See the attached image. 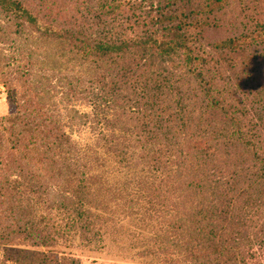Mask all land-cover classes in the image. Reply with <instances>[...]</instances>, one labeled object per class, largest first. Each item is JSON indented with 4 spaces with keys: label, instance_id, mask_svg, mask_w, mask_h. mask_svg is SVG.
Masks as SVG:
<instances>
[{
    "label": "trees",
    "instance_id": "trees-1",
    "mask_svg": "<svg viewBox=\"0 0 264 264\" xmlns=\"http://www.w3.org/2000/svg\"><path fill=\"white\" fill-rule=\"evenodd\" d=\"M44 1L0 0V12L11 17L10 21L5 22L6 32L1 41L8 48L6 49L9 54L6 67L13 66L11 61L19 53L25 54L26 58L36 56L35 60L37 61L39 55L37 48L28 49L27 45L18 44L15 37L18 39L20 36L21 38L24 30L38 31V18L37 15L33 16V12H35L33 9H38L39 14L44 18L46 15L53 14V8L46 6L47 3L41 5V2ZM89 1L86 0V2ZM107 2L108 0L103 1L99 10L107 8L114 18L119 17L121 0H110L109 4ZM254 2L255 6L251 13L255 17L264 15V1L254 0ZM230 3L231 0H163L160 5L159 1L157 10L160 12L157 22L154 24L155 31L146 30L133 39L121 38L118 35L117 38L111 40L105 35L107 42L92 40L89 36L82 34L86 26L60 28L59 32L45 29V33L40 34L37 38V40L47 41L60 49L59 53L56 51L50 54L48 52L46 55L43 53L42 56L47 59V62L50 59L57 60L56 57L62 58L66 55L64 47H67L70 49L68 52L73 55L72 61H78L77 67L81 66L83 72L87 70L93 77L89 83L94 86L92 89L96 91L93 99L97 100V103H92L94 111L97 112L94 115L96 120L92 121L97 126L96 128L113 130L117 126L125 127L131 121L125 115L126 111L133 109V113L139 114V106H143L144 110L140 119L154 121V127L159 126L161 129L160 149L151 147L146 152L147 155L140 158V160H144V164L151 171H148V177L138 180H135L136 177H134L131 202L135 201L138 206H141L140 202H144L146 207L154 205L157 208L156 204L160 202L159 197L165 199V196L171 193L168 190L163 193L161 185L164 186V184L154 187L153 181L156 179V174L165 175L176 172L180 179L183 173L193 170L195 182L194 185L191 183V188L197 190L196 196L200 197L204 204L209 203L211 209L206 210L208 214L204 211L197 219L198 221L193 219L186 224L182 223L179 235L176 233L180 228L178 226L175 228L173 225L169 227L158 225L159 233L164 232L160 238H164L165 242H171L173 247L176 246L170 252L168 250L171 244L164 245L162 243L160 248L152 250L155 252L154 257L163 261H166L175 250L178 254L183 253L187 257L190 256L197 264H208L213 256L220 260L225 258L226 264H248L244 255L249 251L239 245L243 243L244 247H250V244L257 238L249 237L247 227L255 229L260 220L264 221L263 217L259 218L264 209L262 208L264 205L262 203L264 197V150L261 147L263 140L257 129L256 131L249 129L254 128L253 123H243L235 111L237 104H232L229 101L230 95L233 96L236 89L233 92L228 90L227 98H225V95L217 90L215 84L217 75L212 74L211 77L206 75L209 70L207 67L214 59L213 54L208 53L209 50H213L219 55L218 59L214 60V64L223 61L228 62L229 67L233 60L236 62L237 59L238 61L242 59L243 61L250 57L251 64L254 66L248 68L247 63L243 64L244 68H247V72L243 73L248 76H239L244 81L238 84L237 89L246 88L248 95L254 92L258 95L262 94V90H258L260 82L252 75L255 70L257 75H260L256 65H261L264 62L263 40L254 37L250 28L246 27L245 21L237 24L236 15L241 17L246 7L240 3L237 6L238 12L230 11L226 9ZM108 11H104V14ZM184 11L187 12L185 16ZM233 13L236 14L235 17L228 19V25L234 27L228 29L232 35H227L223 41L216 44V37L223 32L220 29L224 26L225 18L228 14L232 15ZM145 15L148 16L146 13ZM245 18L248 23L253 21L247 14ZM47 20L50 23L56 22L64 26L63 23L57 22L59 20L55 17H48ZM85 21H89V19ZM142 25L137 27H142ZM237 29L242 30L238 36L235 34ZM158 32H163L159 35L160 39L156 38ZM259 36L261 34L256 37ZM203 41H207V48L202 46ZM231 55L233 58L230 57ZM131 59L132 61L128 62ZM109 62L112 66L107 69L104 63L108 64ZM138 69H143V71L136 75L135 72ZM26 70V73L22 74L24 77L29 76L30 73V69ZM172 76H175L174 79L194 76L195 80L193 81L197 84V88L190 94L187 91L183 92L179 84L176 86L171 84ZM82 77L86 81V77ZM44 80V77H37L23 81L27 82L29 86H25L21 97L17 95L16 100L11 97L10 106L15 109V115L8 118L7 128L1 129V131H7L10 138L15 139V142L14 140L10 142L11 144L16 143V181L13 182L16 183V186L13 189H16V197H19L17 193L22 195L28 191V193L25 192L28 196L25 200L19 197V206L22 205L21 202H25L29 206V210L37 211L39 207L43 206L49 207L51 210L56 209L64 216L67 215V219L72 224L81 223L80 226L84 232H89L96 225L95 221L89 219V216L94 217L92 210L110 215L114 213L111 210L114 205V197L106 195L110 188L102 184L101 173L105 169L107 159L99 160L87 157V150L86 153L78 151L70 136L62 133L60 115L63 114L57 105L56 91L57 86L62 85L66 79L58 77V81L52 85L50 91H44L42 83ZM79 81L86 84L81 78ZM75 89L76 87L70 86V82L68 88L62 87L63 94L69 96L70 101L72 97H77L78 93ZM80 94H89V92L86 90ZM179 94L183 96L184 102L181 101L182 98L179 97L180 100L176 97ZM81 99L90 100L86 97ZM141 102H143L142 105ZM199 102L202 104L200 109H203L200 110L196 124L189 127L193 120V111ZM258 102V107L255 110L263 112L264 102ZM175 103L178 104L177 107H175ZM71 109L73 112V107ZM184 110L186 112L188 110V117ZM156 112H161L162 116ZM203 115H207L209 118L206 124V128H209L207 131L202 130L204 128ZM84 117H87L86 120L79 122L78 125L89 123L90 117L88 116H80L77 119L82 120ZM216 117L219 118V121L213 119ZM114 119L120 120L119 125L116 124L117 122L114 123ZM73 120L74 116L69 115L67 122L70 124ZM4 121L7 120L2 117L0 126ZM124 127H122L123 130ZM175 131H180V133ZM184 131H191V133ZM104 132L107 133H100V135L106 138V142L107 139L117 138L119 145L120 141L124 139V136H116V131ZM122 132L118 131L119 135ZM128 133L129 131H126L125 136L131 137ZM151 133L150 131L146 135L148 141L156 140L157 142V136ZM146 136L144 141H146ZM138 139L139 137H137V141ZM188 139L189 142L185 143V140ZM125 140L129 139L125 138ZM221 140L229 143L232 149L225 152V157H228V160L235 158L237 163L223 162L217 157L218 154H222L219 152ZM156 145L158 146V143ZM181 145H184V148H181ZM127 146L119 149V152L117 149L109 148L108 153L106 152L107 158L113 156V161L117 165L123 162L128 163L126 152L129 146ZM15 149L14 146L9 148L10 152ZM93 154L96 155V152ZM246 157L259 165V174L256 177L253 175V179L248 177L249 168H242V160ZM91 161L96 162L94 167H92ZM250 168L255 169V166ZM34 170L35 172L41 171L43 178L39 179V175L33 174ZM210 170L215 173L214 176L218 181L199 178L202 173ZM141 175L143 174L141 173ZM245 183H248L247 186H244ZM11 184L6 180V187L9 188ZM3 189L7 191L5 187L0 186V190ZM158 189L159 192H157ZM111 192H114V189ZM29 195L34 197H29ZM204 195H209L211 200L208 201ZM245 195L249 198L241 204L239 201ZM156 198L158 201L155 203L153 201H156ZM4 203H7L5 199L0 204ZM130 206L131 214L136 215L139 209L135 211L134 207ZM155 212L154 208L149 210L145 208L146 214L153 215L152 213ZM22 214L16 217V228L18 223L26 220ZM8 233H11L15 238L23 236L25 240L34 239L36 235L39 236L37 229L33 226L29 230L24 229L16 232V235L12 231ZM159 233L155 232L157 239H159ZM218 234L227 236V240L221 242ZM0 239L3 238L0 237ZM7 241H11V239ZM45 244H47V240L43 238L41 242L34 245L45 246ZM40 257L43 258V262L47 260L48 255L44 252H29L24 256V259L26 262L28 261L27 264H34V259ZM202 258L204 260H201ZM217 261V259H213L214 263ZM20 264L25 263L20 262Z\"/></svg>",
    "mask_w": 264,
    "mask_h": 264
},
{
    "label": "rangeland",
    "instance_id": "rangeland-1",
    "mask_svg": "<svg viewBox=\"0 0 264 264\" xmlns=\"http://www.w3.org/2000/svg\"><path fill=\"white\" fill-rule=\"evenodd\" d=\"M103 1L107 0H90L89 2H86V0H45L44 2H41V5L47 3L46 6L52 7L53 14L45 16V14L42 13L45 16L44 18L39 14L38 9H33L35 10L33 16L37 15L38 18V31L32 32L24 30L21 38L20 36L18 39L15 37L18 44H25L28 49L37 48V54H39L37 61L35 60L36 56L26 58L25 54L19 53L16 56L17 58L15 57L11 61V63H13V66L11 65V67H6L8 62L7 56L9 55L8 50L6 49L8 48L1 43L6 32L5 22L10 21L11 17L10 15L0 12V119L3 117L7 120L4 121L2 126H0V131L1 129L3 130L7 128L9 125L8 118L15 115V109L10 106L11 97L15 100L17 95L18 97H21L25 91V86H29L27 82H23L24 80L44 77L45 80L42 82L44 84V91H50L52 90V85L58 81V77L65 78L66 80L62 85L65 88H68V83L70 82V86L72 85L76 87L75 91L78 94H76L77 97H72V100L70 101L69 96L63 94V86H57L56 101L58 108L63 114L60 115L62 118L60 125L63 128L61 131L70 136L78 151L86 153L87 150V157L99 160L104 158L107 159L105 169L101 173V176L103 177L102 184H105L110 188V191L107 192L106 195L108 197H114V205H111V210L114 212L113 214L110 215L109 213L91 211L94 217L89 216V219L91 218V220L95 221L96 225L95 228L89 230V232H84L80 226L81 223L77 222L76 224H72L67 219V215L64 216L56 209L51 210L49 207L43 206L42 208L39 207L37 211L33 209L29 210V206L25 202H21L22 205L19 206V197H21L22 200H25V198L28 197L25 192L28 193V191H25L22 195L17 193V196L19 197H16V189H13V187L16 186V183H13L16 181V143L11 144L10 142L12 140L15 142V139L10 138L7 131H1L0 186L5 187L7 191L4 189L0 190V203L3 199H5L7 203H4L3 205L0 204V237L3 238L0 239V264H20V262L27 264L28 261L26 262L24 256L29 252H44L48 255V257H46L47 260L43 262L42 257L34 259V264H197V262H195L190 256L187 257L185 254L184 256L183 253L178 254L175 250L173 254L169 255L166 261L155 258L153 255L155 252H152V250L160 248L162 243L164 245L171 244L168 250L170 252L173 251V248H176V246L173 247L171 242H165L164 238H160L164 232L159 233V229L157 228L159 224L166 225V227H169L170 225H173L175 228L177 226L180 227L176 232L177 235H179L181 226L183 225L182 223L185 222L186 224V222L193 219L198 221L197 219L202 213H204V211L211 209L209 203L204 204V202L200 200V197L196 196L197 190L191 188V185L195 182L193 170L183 173L180 179L176 172L171 174L166 173L165 175L156 174V179L153 181L154 187L164 184V186L161 185L163 193L165 190H168L169 193H171L167 194L165 199L163 197L160 199L159 197L160 202L159 204H156L158 205L157 208L154 205L146 207L147 205L144 202L139 203L141 206L135 204V201H133L134 203L131 202L134 189V177H136L135 180L148 177V171H151L146 167V164H144V160L142 161L140 158L147 155L146 152H148L151 147H158V149H160L161 145L159 139H162L161 129L159 126L154 127V121L150 122L148 119H140L142 111L144 110L143 106H139V114L137 112L136 114L133 113V109L126 111L125 115L129 117L131 121L126 124L125 127L117 126V128L113 130H104L103 127V129L99 127L96 128L97 126L92 123V121L94 122V120H96L94 115L97 113L94 111V106L92 104L97 103V100L93 99L96 91L92 89L94 86L89 83L93 77L87 72V70L83 72L84 70L81 66L79 68L77 67L78 61H72L73 55L68 52L70 49L67 47H64V49H66V55L62 58L56 57L59 61L50 59L49 62H47V59L42 56L43 53L45 55L48 52L49 54L55 53V51L59 53L60 50L47 41L44 42L41 39L37 40L40 34L45 33V29L48 31L50 29L53 32H59L60 28L67 29L66 27L86 26L85 31L82 33L83 35L89 36L92 40L95 39L96 41L104 42H107L105 40V35L111 40L117 38L118 35H120L121 38L133 39L135 36H140L141 33L146 30L150 32L155 31L156 26H154V24L157 22V16L160 12L157 10L159 6L158 3L160 1L161 5L163 0H121V14L117 18H114L110 13V10L108 11L107 8L99 10V6L103 4ZM109 1L110 0H108L107 4L110 3ZM240 3L246 7V10L242 12L241 17L235 13L232 15L228 14L225 18L224 26L220 29L223 32L216 37V44L223 41L227 35H232L228 29L234 27L228 25V19H233L235 15L237 24L238 22L245 21L246 27L250 28L254 37L258 40H263L264 43V15L255 17L251 13L252 8L255 6L254 0H231V3L226 9L238 12L239 10H237V6ZM104 11L108 12L104 14ZM116 13H114L115 16ZM145 13L148 16H146ZM186 14L187 12L184 11V16ZM246 14L253 19V21L248 23L245 18ZM100 16L101 18L98 19ZM46 17H55L59 20L57 22L63 23L64 26L57 24L56 22L50 23ZM86 19H89V21H85ZM141 25L142 27H137ZM241 31L242 30L237 29L235 34L238 36ZM160 33L163 32H158L156 34L157 39H160ZM258 34H261V36L256 37ZM206 42L207 41L202 42V46L205 48H207ZM261 48L262 45L260 46V49ZM208 53L213 54L214 59L207 67L209 68V73L207 71L206 75L209 77H211L212 74L217 75L215 78L217 90L224 94L225 98H227L226 93L228 90L233 92L236 89L235 93H233L234 95H230L231 99L229 101L232 104H237L235 111L238 113L243 123H253L254 128L249 129L252 131H256L257 129V132L259 131L258 134L263 140L261 147L262 150H264V111L259 112L255 110L258 107V101L264 102V62L261 65L256 63V69L260 72V75H257L256 70L252 75L260 82V88L258 90H262V94L258 95L254 92L253 94L248 95L246 88H237L238 84L244 81V79L239 76H248V74L243 73L247 72V68H244L243 64L245 65L247 63L248 68H253L254 66L251 64L250 57L243 61L242 59L239 61L237 59L236 62L233 60V62L230 63L231 67H229L228 62L221 61L219 64H214V60L219 57L218 53L213 50H209ZM230 57L233 58L232 55ZM132 59L128 62L132 61ZM104 65L106 68L112 66L110 65V62L108 64L104 63ZM26 69H30V73L29 76L24 77L22 74L26 73ZM200 70L202 71V68ZM142 71L143 69H138L135 74L137 75ZM113 72L115 73V69ZM82 76L86 77L87 82L83 80ZM172 77L173 81H170L171 84L174 86L179 84V87L183 92L187 91L190 94L192 90L197 88V84L193 81L195 80L194 76L188 78L184 77V79H174L175 76ZM80 78L86 84H82L79 81ZM86 90L89 94H80V92ZM81 96L90 98V100L87 101V99H81ZM176 97L182 98V100L179 99L184 102L182 95L179 94L176 95ZM142 104L143 102H141V105ZM177 105L178 104L175 103V107H177ZM201 105V102L196 105L192 114L193 120L189 127H193V125L196 124V119L200 116V110L203 109H200ZM71 107L77 112L76 114L74 111H71ZM156 113L161 115V112ZM184 113L188 117V110L187 112L184 110ZM69 115L74 116V120L70 124L67 122ZM84 115L90 117L89 123L78 125L79 122L86 120L87 117H84L82 120L77 118ZM136 119H138V121H136ZM213 119L219 121V118L217 117ZM117 120L114 119V123L117 122L116 124L119 125L118 122L120 120ZM208 120V116L203 115V131L209 130L208 127L206 128ZM70 125L72 126L70 127ZM122 127H124V130ZM104 131H116V136H124V139L120 141L119 145L117 144V138L107 139L108 141L106 142V138L100 135L101 132V134L107 133ZM118 131L123 132L119 135ZM126 131H129L128 134L131 137L125 136ZM150 131L152 132V135L154 133L155 136H157V142L156 140L148 141V136L146 135L149 134ZM175 132L178 134L180 133V131ZM184 132L191 133V131ZM145 136L146 141H144ZM137 137H139L138 141ZM125 138L129 140H125ZM188 142L189 139L185 140V143ZM156 143H158V146ZM219 144H221L219 145V152H222V154H218L217 157L223 162L229 161V163H237L235 158L228 160V157H225V152L232 150L229 143L221 140ZM126 145L129 146L126 152V158L129 160L128 163L123 162L117 165L113 161V156L107 158L106 152L109 148L117 149L119 152V149ZM13 146L15 150L10 152L9 148ZM181 148H184V145H181ZM94 152H96V155L93 154ZM247 158L248 157L242 160V168L248 167V177L250 176V178L253 179V175L256 177L259 174V165L256 162L250 161V158ZM90 163L92 167L96 165V162L91 161ZM252 166H255V169H251L250 167ZM141 173L143 175H141ZM33 174L39 175V179L43 178L41 175L43 173L41 171L35 172L34 170ZM214 175L215 173L210 170L202 173L199 178H209L218 181ZM6 180L12 183L9 188L5 185ZM247 184L248 183H245L244 186H247ZM188 186L189 188H187ZM113 189L114 192H111ZM159 189L157 192H159ZM204 196H206L208 201L211 200L209 195ZM29 197L34 196L29 195ZM248 198L249 197L245 195L239 202L242 204ZM157 201L158 198L153 202L156 203ZM262 203L264 204V197L262 198ZM199 204H201V206H199ZM129 205H131L130 207L132 208L134 207L133 209L135 211L139 209V214H131L132 210L129 209ZM145 208L148 210L154 208L156 212L152 213L153 215L146 214ZM262 208H264V205ZM206 213L208 214V211H206ZM238 213L239 212L237 211V214ZM20 214H22L26 220H23L22 223H18L16 228V217H19ZM261 217L264 218V209L263 214H261L259 218ZM31 226L37 229V234L39 235H36L34 239L25 240L23 236L21 238H15L11 233H8L12 231L15 232L14 234L16 235V232L23 231L24 229L29 230ZM256 226L257 228L255 229L247 227V232L249 237L252 238L255 236L257 240L250 244V247H244L243 243L239 245V247L249 251L244 255L248 264H264V221L260 220ZM234 229L237 230V228ZM155 232L159 233V239H157ZM218 235H220L221 242L227 240V236L223 234ZM41 236L46 238L47 244H45V246L34 245L42 241L43 238H37ZM8 239H11V241H7ZM213 259H217L218 261L214 263ZM201 260L204 259L202 258ZM216 263L226 264V259L224 258L220 260V258L213 256L211 261H208V264Z\"/></svg>",
    "mask_w": 264,
    "mask_h": 264
}]
</instances>
